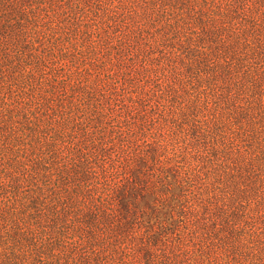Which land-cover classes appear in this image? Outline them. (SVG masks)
Wrapping results in <instances>:
<instances>
[{"label":"trees","instance_id":"obj_1","mask_svg":"<svg viewBox=\"0 0 264 264\" xmlns=\"http://www.w3.org/2000/svg\"><path fill=\"white\" fill-rule=\"evenodd\" d=\"M0 264H264V0H0Z\"/></svg>","mask_w":264,"mask_h":264}]
</instances>
